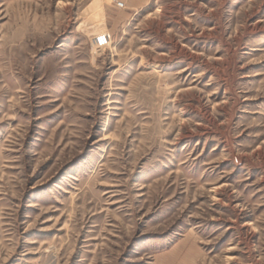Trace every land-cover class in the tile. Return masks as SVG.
<instances>
[{"label":"rangeland","instance_id":"obj_1","mask_svg":"<svg viewBox=\"0 0 264 264\" xmlns=\"http://www.w3.org/2000/svg\"><path fill=\"white\" fill-rule=\"evenodd\" d=\"M0 264H264V0H0Z\"/></svg>","mask_w":264,"mask_h":264},{"label":"built area","instance_id":"obj_2","mask_svg":"<svg viewBox=\"0 0 264 264\" xmlns=\"http://www.w3.org/2000/svg\"><path fill=\"white\" fill-rule=\"evenodd\" d=\"M116 7L119 9H125L126 5L123 2H117ZM110 37L108 35H101L96 39V44L98 47H105L108 45Z\"/></svg>","mask_w":264,"mask_h":264},{"label":"bare ground","instance_id":"obj_3","mask_svg":"<svg viewBox=\"0 0 264 264\" xmlns=\"http://www.w3.org/2000/svg\"><path fill=\"white\" fill-rule=\"evenodd\" d=\"M102 167H105V166H102Z\"/></svg>","mask_w":264,"mask_h":264}]
</instances>
